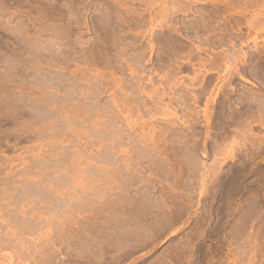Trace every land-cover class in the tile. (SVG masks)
Masks as SVG:
<instances>
[{
	"label": "rangeland",
	"instance_id": "obj_1",
	"mask_svg": "<svg viewBox=\"0 0 264 264\" xmlns=\"http://www.w3.org/2000/svg\"><path fill=\"white\" fill-rule=\"evenodd\" d=\"M162 1L0 0V264H264V30Z\"/></svg>",
	"mask_w": 264,
	"mask_h": 264
},
{
	"label": "bare ground",
	"instance_id": "obj_2",
	"mask_svg": "<svg viewBox=\"0 0 264 264\" xmlns=\"http://www.w3.org/2000/svg\"><path fill=\"white\" fill-rule=\"evenodd\" d=\"M169 1L170 0H163L161 2V5L159 7V10H158V13L161 15V17L164 18V20H167L168 19V13L170 11V7L171 6L173 7V11H174L175 14H184V15H187L189 12H192V13H194V12L201 13L200 11H194L195 10L194 4L202 3L203 0H171V3H170L171 6L168 4ZM222 9L224 10V12L232 11V15H229L228 18H231V17H233V15L234 16L236 15L235 18L238 20V22L240 24H246L249 28H254V29H258L259 27H262L263 30H264V0H229L226 3L224 1L223 5H222ZM154 11H155L154 8H151V7L148 8V9H146V13L149 15V17H152L154 15ZM191 40L194 41V42L202 43V40H200V38L191 39ZM172 42H173V40L171 38L170 39H166V43L170 45L171 51H172V46H173V43ZM230 43L232 45H235V43L233 41H230ZM196 49L199 52H203L205 50L200 45L199 46H196ZM244 56L246 57V54H244ZM193 61L194 60H191V61H189V63L192 64ZM120 105L117 104L118 107H120ZM123 105H124V110L123 111H125L126 113H128V115L129 114L131 115L132 112L134 113V111H132L128 106H126L124 104V102H123ZM138 112H140L139 109H138ZM129 117L130 116H126L127 119H129ZM146 124H147L146 122L145 123L143 122L141 124V127L140 128L144 130L145 128H147V125ZM143 133L145 134V132H143ZM153 135H154L153 131H152V133L149 132V134H148V137L151 140V142L152 141L154 142ZM153 145H154V143H153ZM115 188H116V186H115ZM112 207L114 209L113 211L115 212L116 211L115 210V205L111 206V208ZM125 213H126V211H125ZM114 216L118 217L116 212L114 213L113 217Z\"/></svg>",
	"mask_w": 264,
	"mask_h": 264
}]
</instances>
